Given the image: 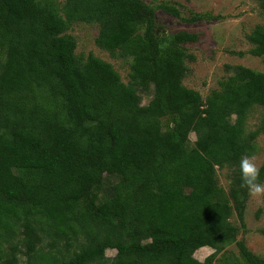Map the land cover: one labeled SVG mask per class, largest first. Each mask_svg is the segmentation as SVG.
<instances>
[{
    "label": "trees",
    "instance_id": "trees-1",
    "mask_svg": "<svg viewBox=\"0 0 264 264\" xmlns=\"http://www.w3.org/2000/svg\"><path fill=\"white\" fill-rule=\"evenodd\" d=\"M75 22L96 23L99 48L132 57L129 83L111 63L75 53ZM154 23L142 0H0V264L18 252L30 264H198L204 246L213 251L203 264H213L232 242L239 256L224 264H264L229 220L230 197L239 217L248 197L240 159L264 132V115L245 129L251 108L264 107V71L238 66L202 99L182 83L178 46L197 34L174 32L162 46ZM247 38L262 55L264 27ZM150 84L142 104L137 87ZM214 166L236 168L228 193ZM106 171L118 180L102 201Z\"/></svg>",
    "mask_w": 264,
    "mask_h": 264
},
{
    "label": "rangeland",
    "instance_id": "rangeland-1",
    "mask_svg": "<svg viewBox=\"0 0 264 264\" xmlns=\"http://www.w3.org/2000/svg\"><path fill=\"white\" fill-rule=\"evenodd\" d=\"M61 3L63 0H57ZM154 9L153 31L162 46L170 43L171 35L177 31H189L197 34L194 41L182 42L178 46L184 52L185 66L182 76L183 85L197 90L202 99L218 88V81L233 73L238 66L249 67L256 71H264V53L254 55L249 52L252 43L247 35L253 29L264 27V0H142ZM174 6L178 14L174 15L162 9L160 4ZM196 15L202 18L193 19ZM144 24H140L138 32L143 31ZM75 38V53L86 57L92 53L97 57L111 63L124 83L131 81L132 57L112 56L106 50L95 44L98 32L96 23L75 22L67 30ZM3 55H0V60ZM142 104H147L153 96L152 84L138 86ZM264 107L254 105L246 118V131L258 128ZM165 127L167 119L162 118ZM195 133L188 134V146H192ZM255 150L248 155H254L258 166L264 162V132L259 131L253 138ZM215 167V176L218 184L228 193L235 177V167L226 166L222 169ZM118 180L113 171L103 173L102 181L97 187V194L102 201L112 196L111 186ZM264 183V182H262ZM230 197V196H229ZM242 215L239 217L234 202L230 197L231 214L229 220L237 228L236 239L244 242L248 249L264 258V198L249 196L245 201ZM41 243L47 250L46 238ZM58 247H51L55 251ZM213 251L211 247L204 246L195 250V257L199 260ZM116 250L107 248L105 256L111 257ZM193 253V254H194ZM194 256V255H193ZM236 256V257H235ZM239 256L234 242L229 243L214 257L213 264H224L229 259L236 263ZM15 264H30L25 254L17 253ZM196 258V259H197ZM224 259V260H223ZM104 264V263H103Z\"/></svg>",
    "mask_w": 264,
    "mask_h": 264
},
{
    "label": "clouds",
    "instance_id": "clouds-1",
    "mask_svg": "<svg viewBox=\"0 0 264 264\" xmlns=\"http://www.w3.org/2000/svg\"><path fill=\"white\" fill-rule=\"evenodd\" d=\"M241 172V187L246 188L249 196L253 198H264V183L260 182L261 169L256 162L254 155H243L239 162ZM194 258L195 253L193 254ZM198 259V264H203L202 260Z\"/></svg>",
    "mask_w": 264,
    "mask_h": 264
}]
</instances>
